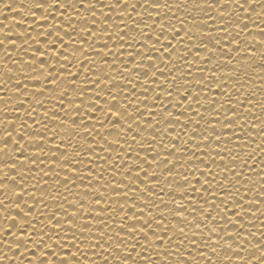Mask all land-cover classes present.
Returning a JSON list of instances; mask_svg holds the SVG:
<instances>
[{
    "label": "snow or ice",
    "instance_id": "snow-or-ice-1",
    "mask_svg": "<svg viewBox=\"0 0 264 264\" xmlns=\"http://www.w3.org/2000/svg\"><path fill=\"white\" fill-rule=\"evenodd\" d=\"M0 264H264V0H0Z\"/></svg>",
    "mask_w": 264,
    "mask_h": 264
}]
</instances>
